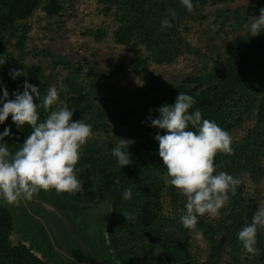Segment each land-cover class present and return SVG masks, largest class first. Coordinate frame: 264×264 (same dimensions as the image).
<instances>
[{"label":"rangeland","instance_id":"374dc122","mask_svg":"<svg viewBox=\"0 0 264 264\" xmlns=\"http://www.w3.org/2000/svg\"><path fill=\"white\" fill-rule=\"evenodd\" d=\"M47 1L39 0L30 16L16 21L4 33L5 57L22 70V76L13 80L0 73V84L7 89L11 85H23L24 71L30 66L39 67L40 104L48 89L56 87L60 99L66 101L70 110L74 109L72 120L82 119L92 125L93 136L84 146L77 166L85 164L82 159L86 153L110 154L119 138L128 139L154 94L179 85L205 89V78L225 63L227 47L237 38L247 37L250 19L258 17L260 8H264V0H225L203 7L198 15H188L177 26L185 48L172 62L158 64L153 61L150 50L135 37L124 44L116 42V34L123 25L117 5L123 0H56L60 10L50 16L41 10ZM21 36L24 38L19 48L17 40ZM2 94L0 92V96ZM259 98L249 90L233 104L227 129L233 148L242 143L255 125ZM40 111L43 122L47 113L42 107ZM11 122L8 117L0 125V133ZM4 141L5 137L0 143ZM260 164L264 167V142ZM157 174L159 210L156 224L170 236H174L178 228L186 231L192 264H264L257 246L258 255H250L243 249L230 226L227 207L220 210L217 218L207 215L199 218L207 229V234L202 232L203 239H197L194 232L185 229L170 203V194L177 195L183 204L185 198L167 184L163 163ZM37 197L57 207L77 234L67 229L62 231L45 221L42 208L33 209L42 221L38 224L29 220L21 209L0 201L12 219L8 236L11 245L23 244L44 264H74V260L95 264L91 258L94 250L82 241L83 237L86 243L87 233L94 231L97 249L109 264H116L106 239L107 205L101 206L94 200L75 203L54 190L41 191ZM261 207H264V176L246 177L239 197L242 218L249 211L255 214ZM197 230L201 231L198 227ZM257 233L264 245V228H259Z\"/></svg>","mask_w":264,"mask_h":264},{"label":"trees","instance_id":"16d2710c","mask_svg":"<svg viewBox=\"0 0 264 264\" xmlns=\"http://www.w3.org/2000/svg\"><path fill=\"white\" fill-rule=\"evenodd\" d=\"M224 1L192 0L195 6L192 13L187 12L180 5L179 0L120 1L117 8L121 13L123 25L119 28L115 40L119 44H124L129 38L135 37L137 42L150 50L155 63H170L179 51L185 48L183 39L177 32L178 24L190 14L198 15L203 7ZM38 2L39 0H0V58L5 57L4 33L16 21L30 16L38 6ZM169 9H175L178 15L172 20V27L162 31L161 21L168 16ZM41 10L50 16L57 14L60 7L56 0H48L42 5ZM23 38V36L19 37L17 47H21ZM227 53L228 57L219 70L205 78L207 85L205 89L197 90L194 87L179 85L154 94L128 137L135 141L129 147L133 161L131 165L120 169L111 153L88 152L82 159L85 164L81 163L77 166L81 169L77 178L82 182L83 192L75 196L61 193L75 203L94 200L101 206H108V223L105 232L116 264H192L186 231L178 228L176 234L170 236L156 224V214L159 210L157 171L163 162L158 155V142L154 136L158 131L161 135L165 132L151 127L147 119L149 115L153 119L157 118L158 113L155 109L163 103L172 105L178 92L187 93L196 99L197 103L190 111L199 108L203 118L215 122L226 131L233 104L249 90L258 94L260 98L256 108L255 125L248 131L242 143L233 148V155L220 154L215 157V164L217 172L224 171L234 177H242L243 180L246 177L257 179L264 176V167L260 164L264 142V32L255 37L250 36L249 33L246 38H237L227 47ZM12 69L19 71L13 61L6 59V62L0 66V73L10 76L9 72ZM24 74L27 75L25 76L27 82L39 90V67L30 66ZM17 89L22 92V85H11L7 89L10 99L14 98L11 94ZM36 103L40 105L39 97ZM149 109L153 111L149 113ZM38 112L42 122L40 107ZM11 123L7 126L10 128V135L5 137L4 142L10 152L14 153L22 147L24 140L30 135L31 128L25 124L23 128L17 129L16 125ZM242 183L226 209L230 226L236 233L244 225L250 224L254 215L253 211H249L245 214V219L241 216L239 197ZM129 188L132 189V198L125 200L123 192ZM34 199L40 200L38 197ZM170 203L181 216L184 204L174 193L170 194ZM21 209L25 215H29L24 207ZM122 213L134 219L126 220ZM197 227L207 234V229L201 221L198 222ZM11 228V216L0 205V264H44L33 257L23 244L9 243ZM69 232L74 233L72 230ZM93 232L87 233L86 243L82 237L83 244L94 250L95 255L91 254L93 256L91 258L96 264H109L105 256L98 251ZM256 246L264 258V245L261 244L258 233Z\"/></svg>","mask_w":264,"mask_h":264},{"label":"clouds","instance_id":"9594fccd","mask_svg":"<svg viewBox=\"0 0 264 264\" xmlns=\"http://www.w3.org/2000/svg\"><path fill=\"white\" fill-rule=\"evenodd\" d=\"M180 5L189 13L194 11L192 0H179ZM178 13L168 10V16L161 21V30L172 27ZM250 36L264 32V8L259 16L250 19ZM7 57L0 58V66ZM22 70H10L13 80L22 76ZM27 76V75H23ZM9 98L7 88L0 84V124L9 116L17 129L25 124L30 126V135L22 147L10 152L6 143H0V201L8 206L20 202L30 203L41 191L55 190L57 194L67 193L75 196L83 192L82 182L77 178L81 171L77 167L84 146L93 136L92 125L82 119L72 120L74 109L70 110L65 100H61L56 87H50L37 105L40 97L38 88L27 80ZM66 91V89H64ZM35 97V99H34ZM196 99L184 92H178L174 103H163L155 109L158 117L148 116L150 126L158 131L154 139L158 142V155L167 170V184L174 187L185 198L180 216L183 227L195 233L197 239H203L202 231L197 230L199 218L207 215L217 218L220 210L227 207L237 188L243 182L242 177L220 171L217 172L215 157L217 154L233 155L232 137L229 132L215 122L203 118L199 108L193 109ZM38 107L47 113L40 122ZM153 109H149L151 113ZM143 123V122H142ZM10 135V128L0 133V141ZM132 139L119 138L111 151L120 169L132 164L130 145ZM250 175V174H244ZM123 198H132V189L123 192ZM123 214V213H122ZM126 220L134 217L123 214ZM264 228V207L252 216L250 224L244 225L237 233L243 249L250 255H258L257 231Z\"/></svg>","mask_w":264,"mask_h":264},{"label":"flooded vegetation","instance_id":"af4514ba","mask_svg":"<svg viewBox=\"0 0 264 264\" xmlns=\"http://www.w3.org/2000/svg\"><path fill=\"white\" fill-rule=\"evenodd\" d=\"M48 206L51 209H49ZM13 207L15 209H17V210H20L21 207H24L27 210V213L30 215V216L26 215L28 217V219L32 220V221H36L38 224H40L42 221L33 212V209L36 208V207L42 208L44 210V213L46 214V220L45 221H48L51 224L53 223L55 228H59L62 231H65V229H67L68 231L72 230L74 232L73 234H77L76 231L74 230L73 226L71 225V223H69L67 221V218L62 214V212L60 210H58L57 207L52 206V205L46 203L45 201H42V200L40 201V200H37V199H33V201L30 202V203H25V202L22 201L18 205H13ZM21 211H22V209H21ZM43 223H45V222H43ZM66 250L68 251L67 248H66ZM98 251L100 252L99 249H98ZM72 260H74V258ZM73 263L74 264L75 263L76 264H81V263L76 262V260H74ZM95 264H96V262H95Z\"/></svg>","mask_w":264,"mask_h":264},{"label":"water","instance_id":"95a60500","mask_svg":"<svg viewBox=\"0 0 264 264\" xmlns=\"http://www.w3.org/2000/svg\"><path fill=\"white\" fill-rule=\"evenodd\" d=\"M49 209H51L49 206H48Z\"/></svg>","mask_w":264,"mask_h":264}]
</instances>
